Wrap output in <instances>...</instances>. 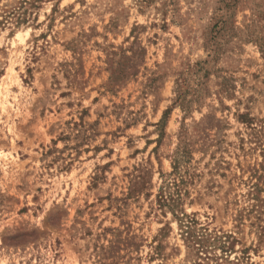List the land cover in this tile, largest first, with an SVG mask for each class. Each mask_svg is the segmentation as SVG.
<instances>
[{"label": "rangeland", "instance_id": "1", "mask_svg": "<svg viewBox=\"0 0 264 264\" xmlns=\"http://www.w3.org/2000/svg\"><path fill=\"white\" fill-rule=\"evenodd\" d=\"M16 1L0 264H264V0Z\"/></svg>", "mask_w": 264, "mask_h": 264}, {"label": "trees", "instance_id": "2", "mask_svg": "<svg viewBox=\"0 0 264 264\" xmlns=\"http://www.w3.org/2000/svg\"><path fill=\"white\" fill-rule=\"evenodd\" d=\"M30 3L31 1L27 0H17L11 6L4 5L6 6V8H2V12L7 14H15L18 13L25 5H28ZM189 158L190 149L188 147V143L184 141L180 143V145H178V147L174 151V155L172 158V171L169 174L170 176H173L171 181L166 183L164 182L162 190L160 189L156 195L159 206L167 207L170 210L174 211L175 208L178 207V204H180V185L185 181V173H181V167L185 163H187ZM183 216H185L184 213ZM184 226L188 228L187 225Z\"/></svg>", "mask_w": 264, "mask_h": 264}]
</instances>
